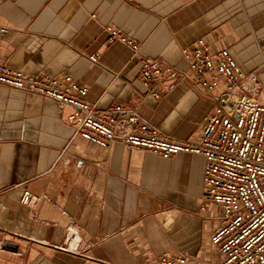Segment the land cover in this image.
<instances>
[{"label": "crops", "instance_id": "obj_1", "mask_svg": "<svg viewBox=\"0 0 264 264\" xmlns=\"http://www.w3.org/2000/svg\"><path fill=\"white\" fill-rule=\"evenodd\" d=\"M1 29L0 64L27 77L68 74L97 110L122 104L178 142L196 139L214 103L186 83L145 87L141 58L186 71L182 50L203 38L258 74L259 99L263 89L264 0H0ZM71 113L0 84V264L208 261L220 213L202 199L204 158L97 147L73 136ZM24 191L42 199L23 205Z\"/></svg>", "mask_w": 264, "mask_h": 264}, {"label": "built area", "instance_id": "obj_2", "mask_svg": "<svg viewBox=\"0 0 264 264\" xmlns=\"http://www.w3.org/2000/svg\"><path fill=\"white\" fill-rule=\"evenodd\" d=\"M4 30L1 29L0 32ZM110 41H119L136 55L139 45L112 27ZM186 71L152 59L139 60L140 82L159 85L164 91L179 83L195 87L214 103L194 141L178 142L159 131L122 104L103 111L85 99L87 89L70 75L27 77L0 64V84L69 106L67 117L73 136L100 148L117 141L149 151L162 159L180 154L204 158L202 199L219 209L218 225L209 235L208 261L185 255H162L157 264H264V103L259 101L261 82L256 72L243 73L227 49L214 50L197 39L182 50ZM95 61L94 58H91ZM264 71V50L261 52ZM150 96L159 99L157 91ZM42 197L22 193L21 203L33 207Z\"/></svg>", "mask_w": 264, "mask_h": 264}, {"label": "rangeland", "instance_id": "obj_3", "mask_svg": "<svg viewBox=\"0 0 264 264\" xmlns=\"http://www.w3.org/2000/svg\"><path fill=\"white\" fill-rule=\"evenodd\" d=\"M261 81H262V84H263V89L261 91V96H260V102H264V76L261 77Z\"/></svg>", "mask_w": 264, "mask_h": 264}]
</instances>
